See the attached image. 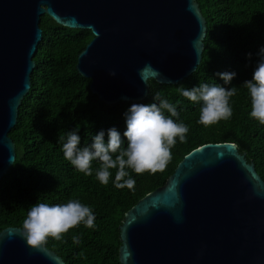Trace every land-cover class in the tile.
I'll return each instance as SVG.
<instances>
[{
  "label": "water",
  "instance_id": "95a60500",
  "mask_svg": "<svg viewBox=\"0 0 264 264\" xmlns=\"http://www.w3.org/2000/svg\"><path fill=\"white\" fill-rule=\"evenodd\" d=\"M42 15L89 30L74 68L104 105L139 103L148 80L176 84L200 61L195 0H0V178L14 158L7 134L29 89ZM19 229L0 230V264H63L28 247ZM118 240L120 264H264V182L234 144H203L124 213Z\"/></svg>",
  "mask_w": 264,
  "mask_h": 264
},
{
  "label": "trees",
  "instance_id": "16d2710c",
  "mask_svg": "<svg viewBox=\"0 0 264 264\" xmlns=\"http://www.w3.org/2000/svg\"><path fill=\"white\" fill-rule=\"evenodd\" d=\"M205 21V35L199 64L182 81L158 84L148 80V94L139 103H159V94L176 106L177 123L189 131L185 142L177 138L171 149L172 159L163 172L135 174V189L114 186L116 169L107 185L96 178L99 168L92 162L93 174L79 172L64 158L66 133L76 130L80 145L91 144L92 137L115 127L122 140L126 130L124 113L131 104L117 102L104 105L91 94L89 80L77 74V54L92 38L89 30L69 29L42 15L39 21L41 39L32 56L30 85L18 108L14 126L7 136L14 145L15 164L0 178V230L21 228L30 207L37 202L65 204L77 199L89 206L95 215V229L83 224L70 229L62 241L48 239L45 248L54 252L63 264H120L118 226L124 213L137 200L165 183L181 158L206 143H232L245 160L253 164L264 182V125L250 116L251 99L243 87L251 80L264 47V0H195ZM251 54L249 58L248 54ZM235 72L225 84L218 73ZM218 84L225 89L237 87L230 98L233 114L228 120L205 127L199 123L202 102L193 103L179 89L200 84ZM165 115L169 114L165 111ZM78 237L79 244L73 243Z\"/></svg>",
  "mask_w": 264,
  "mask_h": 264
},
{
  "label": "clouds",
  "instance_id": "9594fccd",
  "mask_svg": "<svg viewBox=\"0 0 264 264\" xmlns=\"http://www.w3.org/2000/svg\"><path fill=\"white\" fill-rule=\"evenodd\" d=\"M258 55L260 59L251 80L245 81L242 86L250 95V116L264 125V47L259 50ZM248 56L250 58L251 54ZM144 70H140L142 79ZM153 71L156 76L159 75L154 69ZM108 74L115 76L116 72L110 71ZM218 75L225 84H229L236 73L225 72ZM179 91L193 103L202 102L199 123L205 127L228 120L233 114L230 98L237 94V87L225 89L218 84L210 86L205 83L191 89L181 87ZM154 99L159 103H133L124 113L126 130L123 136L127 140L126 147L115 127L108 129L107 142L104 139V131H100L92 137L91 144L83 147H79L80 136L73 130L66 133V142L63 144L64 158L77 171L87 176L93 174L92 162L97 161L100 166L95 175L102 185L108 184L112 176L110 170L116 169L114 186L117 189H135L136 181L130 177L127 169L137 175L145 172H163L172 159L171 149L175 146L177 138L180 142H185L189 128L173 119L179 115L174 104L167 99H161L159 94ZM11 162L15 164L14 158ZM81 224L87 228L96 227L92 209L79 200L71 199L65 204L54 205L37 202L27 212L19 234L26 240L28 247L45 251L49 238L62 241L70 229ZM73 243L79 244V238L73 237Z\"/></svg>",
  "mask_w": 264,
  "mask_h": 264
}]
</instances>
